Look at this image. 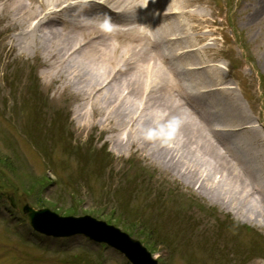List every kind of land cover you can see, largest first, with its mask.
<instances>
[{
  "label": "rangeland",
  "instance_id": "rangeland-1",
  "mask_svg": "<svg viewBox=\"0 0 264 264\" xmlns=\"http://www.w3.org/2000/svg\"><path fill=\"white\" fill-rule=\"evenodd\" d=\"M193 5V29L187 27L192 41L187 45L199 44L208 60L221 66L197 73L181 69L179 75L187 77L182 84L194 96L195 76H210L209 83L223 79L225 92L210 93L208 101L217 102L200 110L223 139H242L238 128L249 118L264 143V0H194ZM4 26L0 21V264H127L84 238L53 241L32 231L19 207L26 203L39 208L33 203L39 201L34 200L38 180L47 171L58 184L43 193L46 200L66 209L81 203L82 212L95 217L93 211L102 207L139 218L136 229L154 231L151 243H162L150 247L160 264H264V224H251L246 213H238L236 191L224 175L214 174V160L211 166L195 154L202 168L184 161L183 170H199L197 182L220 193L218 199L196 188L197 182L166 171L142 143L119 146L118 140L109 139L115 134L107 127L78 119L80 96L70 87L59 90L62 80L50 83L40 58L10 48L12 31ZM118 39L121 54L127 40ZM112 129L115 133L119 126ZM121 133L126 137L128 127ZM104 143V156L110 158L106 170L98 163ZM182 143L174 138L170 146ZM50 158L57 163V175ZM61 164L71 167L68 175L59 176Z\"/></svg>",
  "mask_w": 264,
  "mask_h": 264
},
{
  "label": "bare ground",
  "instance_id": "bare-ground-1",
  "mask_svg": "<svg viewBox=\"0 0 264 264\" xmlns=\"http://www.w3.org/2000/svg\"><path fill=\"white\" fill-rule=\"evenodd\" d=\"M193 4L194 0H0V21L12 31L10 48L40 58L50 83L62 80L59 90L70 87L75 97L80 96V121L107 127L115 134L109 139L118 140L119 146L142 143L156 163L191 183L201 179L198 172L203 165L193 158L195 154L211 166L214 160V174L224 175L236 191L238 213H246L251 224H264L260 132L246 118L238 128L242 139H222L221 130L200 114V107L215 101H208L209 93L225 92L222 80L216 78L211 86L210 76L196 79L194 96L180 85L187 77L178 71L200 63L190 61L197 52L190 54L187 45L192 41L187 27H193ZM108 12L117 18L136 12L145 16L134 22L122 20V28L118 21L109 22L110 28L99 21ZM118 38L127 40L121 54ZM116 125L119 130L114 133ZM127 127L128 140L121 133ZM174 138L183 142L179 148L170 146ZM184 161L197 162L199 170H183ZM195 185L216 199L221 196L208 184Z\"/></svg>",
  "mask_w": 264,
  "mask_h": 264
},
{
  "label": "water",
  "instance_id": "water-1",
  "mask_svg": "<svg viewBox=\"0 0 264 264\" xmlns=\"http://www.w3.org/2000/svg\"><path fill=\"white\" fill-rule=\"evenodd\" d=\"M24 215L29 217L36 231L48 237L83 235L120 252L131 264H158L139 241L104 221L89 216L60 217L49 209L35 210L28 206L25 207Z\"/></svg>",
  "mask_w": 264,
  "mask_h": 264
},
{
  "label": "trees",
  "instance_id": "trees-1",
  "mask_svg": "<svg viewBox=\"0 0 264 264\" xmlns=\"http://www.w3.org/2000/svg\"><path fill=\"white\" fill-rule=\"evenodd\" d=\"M2 163L7 164L6 162H4V160L2 161ZM46 204H48V203H46ZM49 204L53 208L59 207V206H56L54 203H49ZM61 212H64V213H74L75 212V209H73V208H71V209L70 208L69 209L63 208L61 210ZM98 212L101 213L102 211H98ZM105 217L110 222H115L117 225L122 226L125 231H127L128 233H131V235H134L135 237L139 238L140 240H142L143 242H145L149 247L154 246L155 243L162 244L158 240L154 244H152L154 242V239H155V237L153 235L154 231H149V232L146 231L145 232L143 230H139L138 231L136 229L137 223H138L137 221H139V218L138 219L137 218H134V219L127 218L123 214L122 215L119 214L116 210L114 212L111 211V212L107 213V215H105ZM141 220L145 224H148L147 223L148 221L146 222L143 219H141ZM156 246H157V244H156Z\"/></svg>",
  "mask_w": 264,
  "mask_h": 264
}]
</instances>
